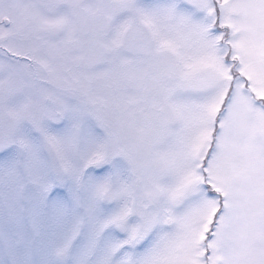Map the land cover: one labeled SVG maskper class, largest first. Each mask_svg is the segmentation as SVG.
I'll return each instance as SVG.
<instances>
[{
  "label": "snow or ice",
  "instance_id": "1",
  "mask_svg": "<svg viewBox=\"0 0 264 264\" xmlns=\"http://www.w3.org/2000/svg\"><path fill=\"white\" fill-rule=\"evenodd\" d=\"M0 264H264V0H0Z\"/></svg>",
  "mask_w": 264,
  "mask_h": 264
}]
</instances>
